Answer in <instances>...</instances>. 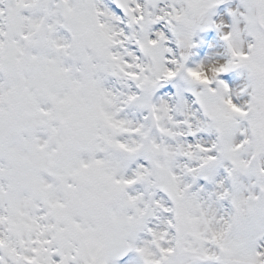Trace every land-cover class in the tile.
I'll list each match as a JSON object with an SVG mask.
<instances>
[{"label": "snow or ice", "instance_id": "6c2138e0", "mask_svg": "<svg viewBox=\"0 0 264 264\" xmlns=\"http://www.w3.org/2000/svg\"><path fill=\"white\" fill-rule=\"evenodd\" d=\"M0 264H264V0H0Z\"/></svg>", "mask_w": 264, "mask_h": 264}]
</instances>
